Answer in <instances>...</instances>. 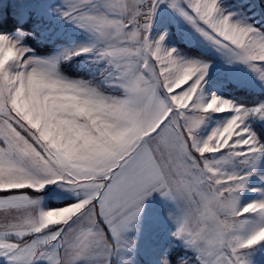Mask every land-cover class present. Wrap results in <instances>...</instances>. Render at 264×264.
I'll list each match as a JSON object with an SVG mask.
<instances>
[{"label":"snow or ice","instance_id":"1","mask_svg":"<svg viewBox=\"0 0 264 264\" xmlns=\"http://www.w3.org/2000/svg\"><path fill=\"white\" fill-rule=\"evenodd\" d=\"M0 264H264V0L0 2Z\"/></svg>","mask_w":264,"mask_h":264},{"label":"rangeland","instance_id":"2","mask_svg":"<svg viewBox=\"0 0 264 264\" xmlns=\"http://www.w3.org/2000/svg\"><path fill=\"white\" fill-rule=\"evenodd\" d=\"M0 2H3V0H0Z\"/></svg>","mask_w":264,"mask_h":264}]
</instances>
